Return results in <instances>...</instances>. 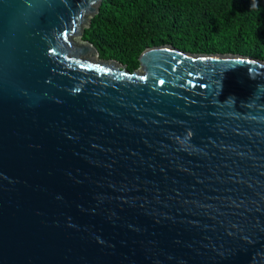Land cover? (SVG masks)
Wrapping results in <instances>:
<instances>
[{"label":"water","instance_id":"1","mask_svg":"<svg viewBox=\"0 0 264 264\" xmlns=\"http://www.w3.org/2000/svg\"><path fill=\"white\" fill-rule=\"evenodd\" d=\"M103 0H0V264H264V59L83 39Z\"/></svg>","mask_w":264,"mask_h":264},{"label":"trees","instance_id":"2","mask_svg":"<svg viewBox=\"0 0 264 264\" xmlns=\"http://www.w3.org/2000/svg\"><path fill=\"white\" fill-rule=\"evenodd\" d=\"M83 39L130 71L164 44L264 59V0H103Z\"/></svg>","mask_w":264,"mask_h":264}]
</instances>
